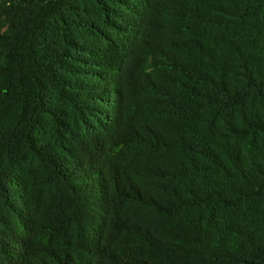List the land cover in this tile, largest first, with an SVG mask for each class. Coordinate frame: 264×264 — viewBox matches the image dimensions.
Listing matches in <instances>:
<instances>
[{"label":"trees","instance_id":"trees-1","mask_svg":"<svg viewBox=\"0 0 264 264\" xmlns=\"http://www.w3.org/2000/svg\"><path fill=\"white\" fill-rule=\"evenodd\" d=\"M0 264H264V0H0Z\"/></svg>","mask_w":264,"mask_h":264}]
</instances>
